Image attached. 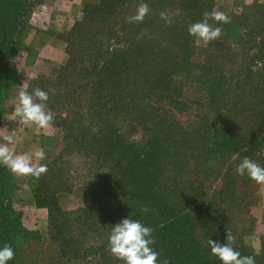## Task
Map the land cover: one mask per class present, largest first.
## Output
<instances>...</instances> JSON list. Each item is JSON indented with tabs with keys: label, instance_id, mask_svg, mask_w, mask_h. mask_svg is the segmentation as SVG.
I'll list each match as a JSON object with an SVG mask.
<instances>
[{
	"label": "trees",
	"instance_id": "obj_1",
	"mask_svg": "<svg viewBox=\"0 0 264 264\" xmlns=\"http://www.w3.org/2000/svg\"><path fill=\"white\" fill-rule=\"evenodd\" d=\"M37 1L0 0V72L18 49L23 52L26 48L25 37L31 28L28 15ZM207 1L98 0L96 5L85 6L83 20L71 30L79 38L78 43L74 39L66 43L67 60L61 73L52 79L44 78L50 81L47 103L64 106L67 115L74 117L71 123L86 115L97 120L89 123L88 130L77 127L88 138L85 147L89 149L93 177L98 178L99 187L89 188L93 201L89 208L79 211V215L82 212L91 219L82 225L81 235L91 233L96 239L107 240L111 226L124 218L136 219L153 229L158 260L166 258L169 264H220L210 254L207 240L225 243L229 232L232 246L241 255L258 256L256 264H264V240L259 254L254 255L239 246L232 215L223 210V218L218 220V211L225 203V208L234 207L236 211L246 198L239 194L237 201L230 204L218 201L222 196L226 200L232 198V194L226 195L232 190L230 184L226 187L230 190L221 189L216 201H211L205 197L208 188L200 178L204 153L207 160L217 154L225 157L229 163L225 172L230 177V155L258 154L264 142V123L254 125L245 120L258 118L259 112L263 115L264 111L239 103L245 97L241 94L244 81H249L248 74L227 78L224 83L229 86L227 103L235 99L236 106L215 109L214 65L190 62L195 38L188 35L187 28L209 13L204 7ZM141 2L148 4L149 13L140 23L130 22L129 17ZM95 11L101 17L95 19ZM240 11L234 17L230 37L249 28V33L254 34L252 40L261 42L257 55L264 53V6L255 4ZM161 12L170 15V23L160 19ZM203 78L211 90L210 113L214 116L205 123L199 113L201 103L188 102L182 91L185 83L198 85ZM7 88L11 90L13 86L8 84ZM249 94L255 98L254 91ZM184 115L192 120L183 121ZM69 120L67 117L61 121L64 125L63 121ZM66 127L71 128L70 124ZM0 176L8 182L10 192L15 191L7 168L0 171ZM31 180L36 208L46 209L48 217L52 213H71L59 209L56 191L50 194V202L43 204L40 190L45 186L41 187L42 182L32 176ZM2 186L1 197L5 195ZM173 186L176 190L171 197L169 190ZM12 198L10 193L0 205V243L9 244L15 252L19 240L34 235L16 224V213L9 203ZM252 199L247 204V214ZM145 207L148 212L142 211ZM107 246L108 242L98 249L105 264H122L113 255L108 256ZM8 264H13V260Z\"/></svg>",
	"mask_w": 264,
	"mask_h": 264
},
{
	"label": "rangeland",
	"instance_id": "obj_2",
	"mask_svg": "<svg viewBox=\"0 0 264 264\" xmlns=\"http://www.w3.org/2000/svg\"><path fill=\"white\" fill-rule=\"evenodd\" d=\"M42 1L43 0H38L37 3L34 4L28 17L39 11L38 9L39 6L42 5ZM204 7L206 8L205 11H209V13L224 12L231 18L230 23L227 25H220L223 29V35L218 40L213 41L214 44H212L213 42L204 44L195 39L193 42L194 48L190 57L191 64L206 65L210 63L215 67L214 76L216 77V89L213 97L216 96V99L213 98V102L216 104L214 103V108L222 109L224 106H236L237 101H235V99L229 102L230 104L227 103V99L230 97L227 91V89L229 90V86H225L224 83H226L227 78L231 79V77H233L235 79L237 75L248 74L249 81H244L245 86L242 88L241 94L245 97H242L239 103L243 104V107L251 110H257L258 112L261 110L264 111V53L258 55L256 53L258 50L257 47L261 43L260 40H252L254 34L249 33V28L241 29V31L234 36L235 38L230 37L229 31L234 28V17L239 16L241 12L240 9L225 6L221 4L220 0H208ZM84 11L85 8L82 12ZM95 12V19L101 17L98 11ZM82 18L83 14L81 19L76 23L81 22L83 20ZM209 23L213 24L214 27L217 26L211 19ZM72 28L58 34L59 38L65 44V51L66 43H69V41L73 39L78 43L79 40V38L76 37V33L71 31ZM23 52H25V49ZM23 52L18 49L13 58L7 61L5 69L0 72V103H3L9 95L10 89L7 88L8 84L13 87L18 86L19 88H23V90L29 93L36 88L46 91L50 81L46 82L45 79H52V76L57 77V74L61 73V68L67 60V55L65 53L62 61L46 63V65H44L45 71L43 72L42 69L44 75H36L29 78L22 77L21 72L25 58ZM50 71L52 73L50 77H48L49 74L47 73H50ZM207 82L208 80L203 78L198 85L190 82L185 83L182 88L183 96L188 102L198 101L201 103L202 106L199 109V113L204 123L206 120H209L210 117H214L211 116L210 113L213 106L210 101L211 90L209 86H207ZM250 91L255 92L254 99L250 98ZM49 94L48 92V95ZM50 103L51 102L47 103V107L54 113V120L51 125V134L43 140L45 159L41 163L47 165V172L42 174L37 180L42 182L41 187L45 186L40 190V201H42L43 204L48 203L50 202L48 198L53 191L59 192V194H67L70 188L73 189L76 186L83 187L86 191V196L83 201L80 202L76 211L65 214V217L60 216L58 213H52L51 216L48 217V215H45V212L36 211V209L44 208L27 210L24 201L17 198L15 195L16 191L13 190L10 192L8 182L0 176V187L1 184H3L4 186H2V189L5 192V195H2V197L0 196V205L4 203L6 199L8 200L10 193H12L13 198L9 203L11 209L16 213V218L14 217L16 219V224H20L21 228L34 235L27 238L25 241L19 240V242L16 243L13 264H105L106 262L102 259L98 249H100V245H104V243L106 245L107 240L96 239L91 233L86 236L79 233L80 229L83 227L82 225L85 224L86 221L91 220L89 217H84L82 212H80L79 215V211L89 208L91 204L90 201H93L88 194L89 188L92 189L94 187L99 189L97 185L98 178L93 177L95 171H93V162L88 155L87 150L89 149L85 147L87 143L85 139L88 138L85 134H81L79 129L81 131L82 127H86L88 130L89 123H92L96 119L86 115L81 119H76V122L71 123L70 121L74 120V117L67 115L64 106H60V104L57 105L56 102ZM67 117H70V120L63 121V125L61 120ZM187 118L192 120L188 115H184L182 120L185 121ZM240 120L243 119L241 118ZM245 120L249 124L254 123L255 125L256 123V125H260L264 123V112L263 115L259 112L258 118H245ZM69 124L71 127L70 129L66 127ZM94 126H96V123ZM93 130H95V128ZM79 133L82 135L83 143ZM202 156L203 171L200 174V178L201 181H203V185L208 188V194L205 196L206 198L210 197L211 201H216V194L230 184L232 190L226 188L230 190V193L226 195L232 194V198L226 200L222 196L218 201H228L230 204L231 201L235 202L237 196L241 195L240 198H246L241 207L236 211L234 207L231 209L225 208L227 206L225 203L222 210L218 211V220L223 218V210H226L232 215V226L235 229L236 238H239V246L241 245L249 249L250 252H254V255H258L259 251L256 250L258 248V241L253 237L255 230L253 223L247 218L249 213L247 214L246 211L248 208L247 204L250 203L249 200L260 192L262 184H257L249 180L246 175H238L236 167L244 157H248L264 167V142L261 144L258 154L250 153L242 157H236L233 152V155H230L228 161H230L233 168L229 173L230 177H228L225 172V168L229 164L226 163L227 159H225V157H221L220 154H217L212 155L211 158L208 157L210 160H207V153H204ZM233 160L234 164L232 162ZM212 167H214V169H212ZM3 168L5 169L7 167L0 165V171H2ZM15 190H18L17 194L20 193L19 189L16 188ZM175 190L176 187L174 186L169 190L171 191V197H174ZM19 195H21V193ZM108 253V256L111 257L112 254L110 251ZM263 255L264 253L262 257Z\"/></svg>",
	"mask_w": 264,
	"mask_h": 264
},
{
	"label": "clouds",
	"instance_id": "obj_3",
	"mask_svg": "<svg viewBox=\"0 0 264 264\" xmlns=\"http://www.w3.org/2000/svg\"><path fill=\"white\" fill-rule=\"evenodd\" d=\"M149 13V6L145 2L139 3L135 14L129 17L130 22L140 23ZM160 19L166 24L170 23V15L167 12L160 13ZM212 20L217 26L209 23ZM231 18L224 12L204 13L199 22L188 26L187 32L190 37L198 42L208 44L216 41L223 35L220 25H227ZM48 92L39 88L31 93L19 90L13 100L14 111L9 115L11 121H18L25 125H34L37 129L51 127L54 113L48 109ZM4 143H0V165H4L15 175L32 176L39 178L47 172V165L41 163L45 159L42 149L34 152L16 154L14 146L16 138L12 132L3 137ZM238 175H246L249 180L264 184V167L248 157H244L236 167ZM148 212L147 207L142 209ZM153 229L141 223L140 220L124 218L111 226L107 238L110 253L122 264H169L168 259L158 260L159 253L154 249L155 243ZM233 237L226 232V242L207 240L210 254L216 257L220 264H256L254 256H244L236 250L231 241ZM14 251L12 246L5 243L0 245V264H8L13 260Z\"/></svg>",
	"mask_w": 264,
	"mask_h": 264
},
{
	"label": "crops",
	"instance_id": "obj_4",
	"mask_svg": "<svg viewBox=\"0 0 264 264\" xmlns=\"http://www.w3.org/2000/svg\"><path fill=\"white\" fill-rule=\"evenodd\" d=\"M97 2L98 0H43L39 11L32 14L29 19L31 28L25 37L26 48L23 52L25 58L21 72L22 77L44 75L46 63L62 61L65 44L58 34L72 28L81 19L85 6L96 5ZM220 2L225 6L236 7L240 10L255 4L264 6V0H220ZM19 90L21 88L18 86L13 87L9 91L7 99L0 106V143H4L3 137L12 132L16 143L10 147H14L16 154L43 150V140L51 134V127L37 129L34 125H25L18 121H11L9 118V115L14 111L13 100ZM8 172L15 189H19L21 193L19 195L20 193L17 194L18 190H15L17 198L24 201L27 210H35L31 176L15 175L9 170ZM85 196V189L76 186L71 192L56 196L57 206L62 212H73L77 210ZM36 211H43L47 216L46 209H36ZM247 218L253 223L255 230L253 237L258 241L256 250L260 251L264 240V184L261 185L260 192L252 199ZM252 253L254 254V252Z\"/></svg>",
	"mask_w": 264,
	"mask_h": 264
}]
</instances>
